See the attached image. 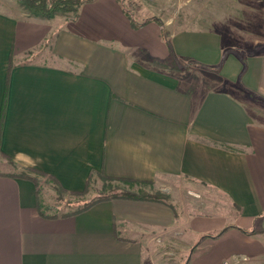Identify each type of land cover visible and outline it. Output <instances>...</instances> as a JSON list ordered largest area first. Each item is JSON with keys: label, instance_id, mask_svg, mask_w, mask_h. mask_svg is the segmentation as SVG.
I'll use <instances>...</instances> for the list:
<instances>
[{"label": "crops", "instance_id": "1", "mask_svg": "<svg viewBox=\"0 0 264 264\" xmlns=\"http://www.w3.org/2000/svg\"><path fill=\"white\" fill-rule=\"evenodd\" d=\"M158 19L208 77L150 63L169 58L161 26L133 29L117 0L52 19L0 0V264H164L156 243L176 242L186 264H264V51L224 13ZM28 169L69 192L97 174L150 182L175 210L115 199L47 218Z\"/></svg>", "mask_w": 264, "mask_h": 264}, {"label": "rangeland", "instance_id": "2", "mask_svg": "<svg viewBox=\"0 0 264 264\" xmlns=\"http://www.w3.org/2000/svg\"><path fill=\"white\" fill-rule=\"evenodd\" d=\"M232 1V4H227L224 0H125V4L139 19L155 17L164 20L165 23L175 25L178 23L204 24L214 22L216 13L227 14L228 17H232L228 25L238 32L237 34L240 35L237 36L239 41L250 44V53L253 48L263 52L264 43H261V41L264 40V0ZM249 11L250 15L248 14ZM66 15L69 17L74 16V14ZM248 25H250V37L242 35V33H246L245 30ZM251 33L255 35L251 36ZM149 62L177 76L191 75L202 78L209 76V74L202 71L203 67L187 61L179 60L178 64L170 62L161 64V61L156 60H149ZM26 171V174L34 176L37 180L40 206L47 215L61 216L73 213L87 203L96 200L99 196L110 194V191L115 190V187L129 190L132 193L144 191L149 194L157 192L168 194L163 192L160 186H155L150 182H140L131 186L119 182L109 184L94 176L89 183L87 192L75 196L62 192L52 179L38 174L36 170L28 169ZM156 246L160 250L159 256L164 258V264H186L185 244L181 242H176L174 245L156 243ZM166 247H168L167 250Z\"/></svg>", "mask_w": 264, "mask_h": 264}, {"label": "trees", "instance_id": "3", "mask_svg": "<svg viewBox=\"0 0 264 264\" xmlns=\"http://www.w3.org/2000/svg\"><path fill=\"white\" fill-rule=\"evenodd\" d=\"M19 1H20V4L25 9H27L32 15H34L36 17L52 19L57 14H74L75 18H77L78 13L81 10V8L83 7V5H85L87 3H93V2H96L98 0H19ZM117 1L121 5V7L123 8V11L126 14V16L128 17V19L130 20V23H131V26L133 29H135V30L140 29L150 22H156L161 26V28H162V39L166 43L168 50H169V58L167 60L161 62V64L162 63L165 64V63H169V62L173 63V64H178L179 58L177 57V55L174 52V49L172 47L170 40L167 37V34L165 32V29L163 27L162 22L158 18H155V17L139 19L131 10L128 9V7L125 4V0H117ZM186 61L191 63V64H194V65H197L200 67H204V66H202V65H200V64H198L192 60H186ZM221 67H222V64H220L217 67H213V68L208 67L207 69H209L213 72H219ZM36 172L38 174H42V175L52 179L55 182V184H57L59 186V188L62 192L70 193L71 195H75V196L85 194L87 192L89 183L92 179V176H90L84 191H82V192H69V191L65 190L64 188H62V186H60L58 181L55 178H53L52 176H49V175L42 173V172H39V171H36ZM18 177L31 180L36 184V186H38L37 180L33 176L22 173ZM96 177L108 182L109 184H112L113 182H119V183L131 186L133 184L140 183L139 181L130 180V179H115V178H111V177H106L102 174H97ZM115 199L161 202V203H164V204L172 207L175 210V207L170 202V196L166 193L157 192L154 194H149V193H146L144 191H140L139 193H132L129 190H124L122 188L115 187V190H113V191L111 190L110 194L101 195L96 200L87 203L81 209L76 210L73 213L63 214V215H61V217L73 216V215L78 214L82 211H86V210L90 209L95 204H98V203H101L104 201H111V200H115ZM38 210H39L40 214L44 217H47V218L59 217V215H47L42 210V208L39 204H38ZM116 237L118 239H121L119 237V235L117 234V226H116Z\"/></svg>", "mask_w": 264, "mask_h": 264}, {"label": "built area", "instance_id": "4", "mask_svg": "<svg viewBox=\"0 0 264 264\" xmlns=\"http://www.w3.org/2000/svg\"><path fill=\"white\" fill-rule=\"evenodd\" d=\"M222 264H233V263L230 262V261H225V262H223Z\"/></svg>", "mask_w": 264, "mask_h": 264}]
</instances>
